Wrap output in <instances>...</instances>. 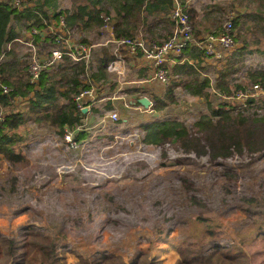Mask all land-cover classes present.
Masks as SVG:
<instances>
[{
    "label": "rangeland",
    "instance_id": "obj_1",
    "mask_svg": "<svg viewBox=\"0 0 264 264\" xmlns=\"http://www.w3.org/2000/svg\"><path fill=\"white\" fill-rule=\"evenodd\" d=\"M202 1L214 11L219 29L232 13L233 17L253 14L264 5L263 0ZM76 3L85 2L56 0L57 7L49 14L70 11ZM109 15L108 32L70 27L77 44L85 39L93 46L84 61L89 68L95 69L97 58L114 49L107 41L116 15L113 11ZM11 25L19 40L28 38V23L13 21ZM163 25L170 29L169 24ZM162 28L156 24L154 32ZM256 28L252 20H242L235 29V46L224 59L196 65V73L180 77L190 81L198 74L208 79L206 99L189 94L181 82L171 91L170 86L161 91L159 99L165 105H155L151 96L152 103L145 109L136 100L130 106L128 101L134 97L117 88L114 95L121 99L109 107L103 102L86 116L82 127L88 137L75 144L25 114L26 122L18 130L22 140L16 146L23 161L12 164L0 158V264L23 263L22 249L33 229L57 243L59 264H264V151L250 152L255 144L241 137L230 156L213 159L206 136L194 127L211 110L237 112L247 109L250 99L264 100L261 95L248 97L242 106L243 99L229 98L252 92L246 73L264 67V55L256 52L262 50L261 44L248 46L243 58L236 54L243 50L244 40L262 39ZM145 30L141 26L136 37L152 43ZM51 44H41L39 51L50 52ZM10 47L20 64L19 75L27 79L29 49L19 42ZM60 64L52 66L56 68L51 74L61 71ZM227 64L239 70L223 78L220 73L227 70ZM87 74L82 81L94 91H103L105 85L87 80ZM115 76H109L111 83L122 86V79ZM180 78L170 80L169 85ZM218 82L225 83L228 94L220 92ZM235 85H244L246 91L235 90ZM150 94L145 93L148 98ZM154 105L160 109L154 111ZM13 106L10 110L15 112L28 110L24 102ZM112 112L118 121L107 119ZM5 113L0 111V119ZM258 113L264 116L263 110ZM165 120L183 123L199 139L200 148L187 150L181 142L171 141L160 146L145 143L142 125ZM247 127L241 129L256 131L255 136L264 134V123ZM71 135L66 136L73 141Z\"/></svg>",
    "mask_w": 264,
    "mask_h": 264
},
{
    "label": "trees",
    "instance_id": "obj_2",
    "mask_svg": "<svg viewBox=\"0 0 264 264\" xmlns=\"http://www.w3.org/2000/svg\"><path fill=\"white\" fill-rule=\"evenodd\" d=\"M175 1L178 2L189 15L194 34H196L195 19L197 13L193 8L184 7L185 0H84V4L76 3L70 11L64 12L59 10L53 14H49V11L56 9V0H42L36 1V3H34L33 0H22L25 6V9L22 11L13 8V0H0V85L10 89L9 93L2 94L0 88V111L1 108L3 112L6 111L3 119H0V158L12 164L23 161L24 157L19 151H16V146L22 140L18 130L26 122L25 114L29 118L30 116H34L33 120L36 122H45L48 124L49 127L56 131V134L60 138L64 139L67 133H71L74 143H80L85 140L88 134L82 125L87 115L78 109L75 98L80 92L91 88L90 84L84 83L81 79V77L88 72L89 73L86 75L87 80L102 82L107 87L108 92H113V90L117 88L115 81L111 83L109 80V76H114V74L107 71L108 64L115 58L113 50L109 55L105 52L102 56L97 58L95 69L89 68L84 61L73 64L70 59L65 57L62 60V64L59 65L61 66L59 68L63 67L61 71L51 74V70L56 67L46 69L40 75L37 85L30 83L29 77L23 79L19 75L20 64L14 54V50L12 47L7 50L8 46H11L12 43L19 40V34L11 25L13 21H25L28 23L26 26L27 32L31 29L40 31L45 27L44 22L49 24L51 19L58 22L59 17H64L67 28L75 25H82L85 30H90L94 27L101 29L105 26L104 19L106 17L110 19L109 12L113 11L116 15L115 21L111 27L114 39L134 38L136 37L138 29L143 26L146 27L145 33H148L151 40L154 41L155 36L158 35L159 32H154L156 24L163 22L164 18L169 17L170 13L175 8ZM31 3L32 6H29ZM213 12L214 11L210 9L206 16L208 35L218 34L222 30V27L221 29H219V27L215 28V16ZM249 19L255 23L256 29L261 34L262 39L257 37L250 42L244 40L245 45L243 50L239 49L236 52L241 58H243L244 51L252 43L256 47L261 44L262 50L258 49L256 52L264 55V5H261L253 14L238 15L232 19L234 42L236 41V27L241 24L242 20L246 22ZM164 30L167 32V27H163L162 31ZM169 36L167 35L164 39L167 40ZM34 38L36 40L35 42L40 40L37 36ZM238 41L242 43L240 39H238ZM81 43L87 44V40L84 39ZM88 45L90 44L88 43ZM112 46L114 48V45ZM192 57L196 58L198 62H201L204 54L200 51ZM225 66L229 67L224 71L225 73H220L223 78L239 70V68L235 66L232 67L230 64ZM25 68H27V66ZM195 71H197L196 65L185 63L168 71V74L170 80H172L171 78L175 75H177L178 78L184 75L191 76L193 73H196ZM170 75L173 76L171 77ZM246 77L252 86L259 85L264 89V67L258 70L253 69L247 71ZM181 80L183 79L180 78L178 82H174L172 85L170 84L169 91L172 90V87L178 86L183 82V88L189 94L206 99V91L208 87H210V81L208 79H200V76L197 74L196 78L193 80ZM221 81L224 80L221 78ZM223 84L225 83L218 82L217 88H219L220 92L222 91L228 94L229 89L223 86ZM234 87L235 90L246 91L244 85H235ZM150 98L151 97L148 99L151 100ZM138 99L137 97L135 103L140 106ZM152 99L155 105H165L164 99H159L155 96H153ZM16 102H24L28 110L17 112L10 110L11 106L14 107L13 105ZM259 102H254L253 99H250L248 108L237 112L224 109L211 110L208 116L202 115L194 123V127L197 128L201 134L206 136L207 143L211 145V155L213 159L230 156L233 153L232 149L235 145L239 144L238 139L241 137L247 143L255 144L253 148H251V151L249 150L250 152L264 151V134L255 136L256 131H247L245 133V131L241 129L247 124V128H251L256 124L264 123V116H258L259 110L264 111V100L260 99ZM155 105L153 110H159L160 107H155ZM109 106L110 103H107V107ZM252 109H254L252 113L246 116ZM141 130L144 133V142L148 144L160 146L168 141L173 143L181 142L182 146L187 150H198L201 146L199 139L193 137L190 129L186 128L183 123L179 121H154L142 125ZM219 143H221V146L217 145ZM28 235L29 239L22 249L24 250L22 258L23 263L20 262L16 264H59V257L56 256L58 246L51 237L41 235L36 229H33ZM9 249L11 252L14 251L13 243Z\"/></svg>",
    "mask_w": 264,
    "mask_h": 264
},
{
    "label": "built area",
    "instance_id": "obj_3",
    "mask_svg": "<svg viewBox=\"0 0 264 264\" xmlns=\"http://www.w3.org/2000/svg\"><path fill=\"white\" fill-rule=\"evenodd\" d=\"M13 8L22 11L25 9V6L22 0H15L13 2ZM169 18L174 24V29L169 38L161 43H151L142 37L107 41V43L114 45L113 53L115 57L108 64L107 71L115 74L118 79H122L121 77L124 75L125 66V58L122 54V51H124L131 57L140 58L149 67L150 73L147 75L145 82H158L163 86H167L169 85L170 77L166 69V64L171 57L181 55L188 47H197L203 52L205 58L211 61H221L235 46L232 22L234 18L233 14L224 23L220 33L206 35L201 38L195 37L189 15L176 1L175 8L170 13ZM108 20L109 17L104 19L105 28H107ZM50 23L47 24L44 22L45 27L40 31L31 29L28 32V38L17 41L29 49L27 72L30 83L33 85H37L40 75L46 69L53 65H58L65 57L73 63L80 61L87 62L93 48L92 45L77 44L72 39L70 36L71 28H67L65 25L64 17H59V21L56 23L52 21ZM35 36L40 38V44L38 43L39 41L35 42ZM45 42H51V45H53L52 48H54L50 52L48 51L49 53L44 51L47 54L39 51L41 48L40 45L45 44ZM9 49L10 46H8L7 50ZM0 88L2 94H7L10 91L6 86L0 85ZM93 92L94 90L91 87L89 90L80 92L75 98L77 107L81 112L83 110H89L87 100L93 96ZM260 95L264 97V89L259 85H254L252 86V92L250 91L249 94L239 92L236 96H230L229 98L231 100L234 97L243 99L242 106H244L248 97H259ZM107 119L113 122L117 121L118 117L116 112H112ZM65 137L67 142L75 144L70 139V136Z\"/></svg>",
    "mask_w": 264,
    "mask_h": 264
},
{
    "label": "crops",
    "instance_id": "obj_4",
    "mask_svg": "<svg viewBox=\"0 0 264 264\" xmlns=\"http://www.w3.org/2000/svg\"><path fill=\"white\" fill-rule=\"evenodd\" d=\"M184 7L193 8L197 13V17L195 19V23H196V34H194L195 37L201 38V37L208 35L209 32H208V23H207L206 16H207V13L209 12V9L207 8V6H203V1L202 0H185ZM59 10H62V9H59ZM169 19H170L169 17L164 18L163 22L160 21L161 23L157 24V28L166 27L165 25H163V23L167 25L169 24L170 29L169 30L167 29V32L165 30L158 32V35L155 36L154 40H159V41H153L149 39L150 41H152V43H160L163 40H165L164 38L167 34L168 36L172 34L173 29H174V24ZM102 28L104 29L105 27H102ZM105 29H106V32H108V29L107 28ZM112 31L113 30L111 28L108 41L114 40ZM146 34L149 35L148 33ZM142 38L147 39L146 37H143V36ZM200 51L201 50L197 47H188L185 51L182 52L181 55L173 56L168 60L166 64L167 70L168 71L173 70L175 69V67L179 65H183L185 63L189 65H200V66H205L207 64L210 65L212 62L210 59L203 57L201 62H198L196 58L192 57L193 55H196V53ZM122 54L124 55V58H125L124 75L121 77L122 86L117 85V88L119 89L117 88L116 89L119 93L124 91L125 96H127L129 93V96L131 98L134 97L133 99H129L128 101L130 106L132 107L134 106L135 103L133 101H135L137 97L139 99L142 97H146L145 95L146 92H151L150 97L155 96L159 98L160 96H162L161 91L164 90L169 85L163 86L159 84L158 82H155V83L145 82L147 75L150 73L149 67H147L144 64L143 60H141L140 58L138 59L135 57H131L129 54L125 53L124 51H122ZM175 78H178V76L175 75L171 79L174 80ZM119 99L121 98H119V96H115L114 92H108L106 86L103 87V91H100V88H98L96 89V91L93 92V96H91L89 100H87V103L89 105V110L86 111L85 114L88 116L89 114L93 112V110H97L99 106H102L101 103L103 102H108L110 103L111 106H113L114 102L119 101ZM139 107L144 108L141 105ZM2 110L3 109L1 108V111Z\"/></svg>",
    "mask_w": 264,
    "mask_h": 264
},
{
    "label": "water",
    "instance_id": "obj_5",
    "mask_svg": "<svg viewBox=\"0 0 264 264\" xmlns=\"http://www.w3.org/2000/svg\"><path fill=\"white\" fill-rule=\"evenodd\" d=\"M138 103L142 107H144L145 109L148 108L151 105V102H150V100L147 97H142V98L138 99ZM82 112L85 113L86 110H83Z\"/></svg>",
    "mask_w": 264,
    "mask_h": 264
},
{
    "label": "bare ground",
    "instance_id": "obj_6",
    "mask_svg": "<svg viewBox=\"0 0 264 264\" xmlns=\"http://www.w3.org/2000/svg\"><path fill=\"white\" fill-rule=\"evenodd\" d=\"M118 121V120H117Z\"/></svg>",
    "mask_w": 264,
    "mask_h": 264
}]
</instances>
